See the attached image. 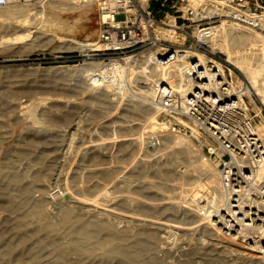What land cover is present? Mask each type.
I'll return each mask as SVG.
<instances>
[{
    "label": "rangeland",
    "instance_id": "1",
    "mask_svg": "<svg viewBox=\"0 0 264 264\" xmlns=\"http://www.w3.org/2000/svg\"><path fill=\"white\" fill-rule=\"evenodd\" d=\"M73 1L76 2L38 0L29 5L0 8V264L261 263V259L241 252H229L222 247L212 250L205 225L195 234L184 228L171 233L162 225L141 226L125 221L140 214L191 225L194 213L212 208L216 191L221 192L219 174L215 175L217 182H210L214 175L204 176L208 167L204 166L203 171L195 167L198 162L192 161L202 157L217 170L218 162L206 155L202 144L191 134L183 135L188 137L192 152L188 145L182 148L171 144L158 151L144 148V144L139 148L131 139L108 138L113 122L140 116L151 107L148 102L132 97L129 100L133 99L134 108L125 99L130 88L148 85V81L136 72L138 68H124L123 79L129 81V88L121 94L123 98L116 104L119 107H114L105 95L115 92L113 88L86 84L91 75L87 78L85 75L93 70L82 73V69L90 65L86 54L92 52L70 46L67 39L98 42L99 0H91L85 7L70 12L55 6L76 5ZM36 11L38 15L43 13L47 21L42 32L32 24L29 29L34 32L29 38L7 40L14 36L8 33L10 21ZM117 18L123 19L124 15ZM242 30L249 33L248 29ZM53 32L58 35L55 39ZM217 49L226 61L233 53L253 66L264 56L261 47L251 44L237 52ZM94 62L96 68L103 65L100 60ZM232 66L240 81L253 88L247 77ZM63 67L74 69L61 71ZM253 92L256 93L254 89ZM112 97L117 98L114 94ZM127 107H131L130 111ZM252 108L260 111V104L254 101ZM263 120L264 110L257 125ZM188 125L199 138H206L194 125ZM131 127L136 129L140 125L115 126L113 130L128 134ZM158 127L149 129L145 135ZM172 136L167 133L164 138ZM146 150L151 154L145 156ZM263 174L258 176L262 184ZM164 194L173 197L160 198ZM96 219L111 220L114 228L104 223L89 238V233L80 226ZM209 229L222 239L234 240L218 223L211 222ZM119 243H136L138 256L113 251L111 247ZM109 252L113 253L103 256Z\"/></svg>",
    "mask_w": 264,
    "mask_h": 264
},
{
    "label": "built area",
    "instance_id": "2",
    "mask_svg": "<svg viewBox=\"0 0 264 264\" xmlns=\"http://www.w3.org/2000/svg\"><path fill=\"white\" fill-rule=\"evenodd\" d=\"M38 0H0V8L29 5ZM100 49L86 54L100 60L97 82L121 90L129 81L116 75L119 67L137 68L144 60L143 76L154 89L158 129L147 136L160 146L165 134L193 135L206 155L218 162L220 190L233 202L256 197L258 174L264 163V138L257 118L264 110L262 94L240 81L235 67L213 40L224 27L234 25L264 37V4L256 0H99ZM124 15L118 19L117 15ZM109 70L107 69V66ZM125 65V66H124ZM162 68L151 78L150 66ZM124 66V67H123ZM260 104V111L252 108ZM192 124L203 140L194 134Z\"/></svg>",
    "mask_w": 264,
    "mask_h": 264
},
{
    "label": "bare ground",
    "instance_id": "3",
    "mask_svg": "<svg viewBox=\"0 0 264 264\" xmlns=\"http://www.w3.org/2000/svg\"><path fill=\"white\" fill-rule=\"evenodd\" d=\"M82 1H85L84 5L80 3ZM90 1L91 0H76V2L73 1L74 3H76V5H72V6L67 5L68 7H60V4H59V6L58 5H55V6L57 8L59 7L61 9V11L62 10H65V11L78 10L79 8L85 7ZM38 12L39 11H36L34 13L29 12L28 13L29 15H27L26 17L10 21V25H9L10 32H8V33L13 34L14 36L8 37V38L6 37L7 40H14V39L25 40L26 38H29L32 35V33L34 32L33 30L29 29V26H31L32 24H35L34 25L35 28L37 27L39 29V32H42L40 30L44 29L43 27H46L45 22H47V21L43 17L44 16L43 13L41 15H38ZM242 29H248L249 33H245ZM4 30H6V29H4ZM43 31H45V30H43ZM53 31H54V29H53ZM259 33H258V31L256 32L255 30L253 31L252 29H249V28L237 27L234 25L224 26L217 33L216 37L214 38L213 48L218 50V51H220V50L217 48H220L221 50L230 53V52H234V51L237 52L240 48H242V47L244 48L245 46L247 47L249 44H251L254 47L255 46L261 47L263 50L262 53H264V37H263V35L262 36L259 35ZM51 35H52V39H55L58 37L56 32H53ZM1 37H5V36L2 35ZM67 41L69 42L70 46L75 47L77 49H84L86 51L97 50V49L101 48V45L98 42L80 41V40H77L74 38L67 39ZM231 54H233V53H231ZM231 54H230V57L228 59V62L233 64L234 66H236L247 77V79L252 84V87H253L254 91L256 92V94H262L263 86H264V56L262 57L263 59L260 61V63L257 66H253V65H251V63H249L243 57L240 58L238 55H231ZM147 62H148V59L141 61L137 65L138 69L136 70V72L143 76V68L145 67V64ZM96 67H97V64L94 61L93 62L91 61L89 66L82 69V73L85 71H89V70H93V71L98 70V68H99V70L105 69L104 65L99 66L98 68H96ZM109 67L110 66L108 65L106 70H109ZM71 69H74V68L73 67H63L61 69V71H69ZM162 70H163L162 68H159L155 65L154 66L151 65L150 70H149L151 78L160 77L163 73ZM124 72H125V69L122 67H119V69L117 71V75H116L118 81L120 79H123ZM132 72L133 71H131L130 74H132ZM90 74H91L90 72H87L85 75L86 78ZM87 79H88V81H87L88 83H86V84H88L90 86L91 85L93 86L94 84H96L97 86H103V85L108 86V84H106V82H110V79L108 80L105 78L103 79V82H97L92 77H88ZM91 79H92V81H90ZM120 88H121V90H119V91H115V92L112 91V93L107 92L105 94V95H107V97H109V99L112 102V104L114 105V107L119 105V98H123V96L121 94L125 93L126 91L124 92V90H126V88L128 90L129 87L125 86L124 83H121ZM128 91H129V94L127 96H125L126 100H129L132 97H137L142 102H144V101L148 102V104L151 107H148L146 109V111L140 116H132V118L122 117V120L113 122L112 126H110V132H109V137H108L109 139H113V138L119 139L120 137H122L121 139H123V138L124 139L125 138L131 139V140H133V142L136 146L137 145L140 146L139 148H141V145L144 144L143 145L144 148H155L158 151L161 148H165L171 144H173L172 146H179V147L182 146V148H183V146L188 145V147L190 148V152H192V147L189 145L190 141H189L188 137L185 135H174L168 139L164 138V141L161 143L160 146H151L150 144H148L147 135H145V133L149 129L153 130L159 126L158 121H157V108H156V105L154 103V89L151 86V83L149 82L148 85H141L138 87H134L133 89L130 88ZM113 94L115 96H117V98L112 97ZM99 102H101V99ZM38 103H40V101H38ZM116 104H118V105H116ZM129 105L132 107L134 105L135 106L134 108H136V105L133 102V99L129 100ZM111 107H113V106H111ZM114 107H113V109H115ZM129 108H131V107H129ZM129 108L127 109V111H130ZM103 111H101V112H103ZM109 112H111V111H109ZM106 113H104V114H106ZM134 124H139L140 127H137L138 130H137V128L135 129L134 127H131L129 129L128 134H122L120 132L118 133L117 131L115 132V130H113V128H115V126H132ZM257 126H258V129L264 133V120L260 121ZM111 127H112V130H111ZM126 135H127V137H123ZM128 135H129V137H128ZM93 141H95V140H93ZM71 143H73V142H71ZM100 143L94 142V144H96V145L100 144ZM146 152L147 153L145 154V156H148L149 154H151L147 150H146ZM201 158L202 157H196L192 162H198L195 165V167H198L203 171H204V166L208 167V170L204 171V176H205V178H210L211 175H214V178H210L211 179L210 182L213 180L215 182L216 181L215 175L219 174L217 168L215 166H213L206 159H203V158L201 159ZM263 173H264V163L260 168L258 176L262 175ZM259 179H261V178H259ZM189 180H192V178H189ZM258 183L256 185V189L254 190L256 197L245 198L244 200H242L240 202L239 201L233 202L230 200V196L225 195L223 192L216 191L217 196L213 200V205L211 206L212 208H207L204 213H200V211L195 212L193 217L190 219L191 225H189V226L185 225V221H172L169 218L165 219L162 217H157V218L151 217L150 218V217H146V216H141L140 214H137L138 216L132 215V217H131L132 219L127 218V219H125V221H129L131 223H137V225H141V226H143V225H148V226L150 225L151 226L152 224L162 225L161 227L167 228V230L169 232H171L172 230L176 231L177 229L179 230L180 228H184V229L192 230L194 232V234H195V232L198 231V228L200 226L205 225L204 226L205 232L208 231V234L210 237L209 238L210 239L209 240L210 241L209 246L212 247V250H216V249H219L222 247L223 250H228L229 252H233V251L234 252L235 251L241 252V253H244L247 255L254 256V257L258 258L259 260L261 259V263H259V264H264V184H262V183L258 184ZM158 189H161V188L158 187ZM167 196L173 197V195H165L164 194V196H161L160 198H165ZM223 200H225L226 202L223 203ZM209 207H210V205H209ZM88 211H90V210H88ZM113 211H114V209H113ZM126 216L129 217L131 215H126ZM67 218H68L67 219V221H68L69 217H67ZM115 218H117V216ZM214 218H215V220L213 221ZM103 219H106V218H103ZM103 219H96L94 221H86V222L81 224L80 227L83 229V230L82 229L81 230L86 231L87 234L89 233L88 235L90 238V235L92 233L97 232L100 228H102L104 223L108 224L109 226H111L110 224H113V222L111 223V220L104 221ZM109 219H113V218L110 217ZM211 222L214 224L218 223L220 229H226L234 237V240L236 239V241H234V240L228 241V240L222 239L220 237L221 235L219 236V235L215 234V232L211 231L209 229V225L211 224ZM65 223L66 222H64V224ZM259 223H260V225H259ZM112 226H114V225H112ZM111 227L109 228L110 231H112L113 230L112 228H114V227H112V228ZM175 231L173 233H175ZM84 236H85V234H84ZM93 237H94V234H93ZM81 239H82V237H81ZM84 239L86 240V237ZM111 249L113 251H115L116 253L123 255V256L137 257L139 254L136 243L135 244H123V245H120V243H119V246L116 247V245H114V247L112 246ZM61 253H62V251H61ZM112 253L113 252H109L107 254H103V256H110Z\"/></svg>",
    "mask_w": 264,
    "mask_h": 264
},
{
    "label": "crops",
    "instance_id": "4",
    "mask_svg": "<svg viewBox=\"0 0 264 264\" xmlns=\"http://www.w3.org/2000/svg\"><path fill=\"white\" fill-rule=\"evenodd\" d=\"M256 1H260V2H262L264 4V0H256Z\"/></svg>",
    "mask_w": 264,
    "mask_h": 264
}]
</instances>
